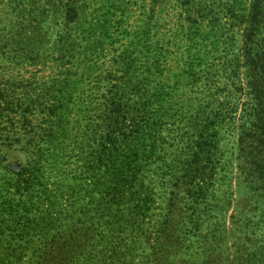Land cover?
<instances>
[{
  "label": "rangeland",
  "instance_id": "obj_1",
  "mask_svg": "<svg viewBox=\"0 0 264 264\" xmlns=\"http://www.w3.org/2000/svg\"><path fill=\"white\" fill-rule=\"evenodd\" d=\"M4 1L0 215L12 234L3 237L0 264H264V187L251 174V143L242 141L259 103L264 0H109L119 8L112 40L99 27L107 2L90 0L87 21L96 26L92 38L83 33L79 40L81 63L56 61L60 54L52 49L60 36L53 33L41 53L10 45L18 38L1 11L8 8ZM254 13L259 22L252 21ZM126 49L138 71L124 78ZM66 77L78 91L54 170L49 162L38 165L37 150L46 146L36 138L52 127V99ZM124 82L134 84L126 92L132 109L119 132L107 118L106 101L112 86ZM162 87L171 96L159 104L154 94ZM114 134L123 154H138L133 184L144 185L119 198L108 188L116 185L112 173L120 164L103 157ZM23 170L45 172L51 202L32 185L33 176L19 175ZM11 210L32 214L12 221ZM42 211L49 222H40ZM73 231L81 234L74 241ZM65 244L75 247L58 255Z\"/></svg>",
  "mask_w": 264,
  "mask_h": 264
},
{
  "label": "trees",
  "instance_id": "obj_2",
  "mask_svg": "<svg viewBox=\"0 0 264 264\" xmlns=\"http://www.w3.org/2000/svg\"><path fill=\"white\" fill-rule=\"evenodd\" d=\"M7 1L8 8L4 9V6V10L1 11L5 12L7 16L6 20L10 22L11 34L18 38L10 45L28 46L32 49V52L41 53L45 50H48L45 47H47L48 44L50 45L49 38L53 33L60 36L59 40L53 43L52 49V51H57L60 54L59 58H57L56 61L62 63L64 60H66L67 57H71L73 60H77L79 63L83 61L81 60L82 52L80 50L81 45L79 40L82 39L83 33H86L88 37L92 38L96 26V24H94L93 22L87 21V13L90 8V0ZM4 2V0H0V6L3 5L2 3ZM105 2L107 3L101 6V8L106 11L105 15L103 16L104 20L99 21V23L101 22V25H98L103 32L102 35L112 40V18L114 17L116 12L119 11V8L118 6L112 4V2H110L109 0H105ZM122 13L124 14L126 13V11L124 10L122 11ZM256 17L257 15L254 13L252 19L254 23H256L255 21L259 22ZM53 21L56 24L54 23L53 25H51ZM87 24L89 25L86 26ZM117 24V27L119 29L121 22H117ZM248 38L249 41L253 42L254 32H250ZM96 46L97 45H94L93 47L95 48ZM43 49L45 50L43 51ZM130 54L131 53L129 52V49H126L123 54L120 55V59L122 60L121 65L123 67V73L125 74L124 78L129 76L130 73L138 71L132 63L133 61L131 60ZM255 64L258 67L259 63L256 62ZM260 67L261 68H256V71L260 76L258 77V79H256V91L258 92L256 98L258 99L259 103L256 109H254L253 111V120L250 123L248 130L246 132L242 131V141H244L246 138L251 143L252 150L249 152L251 162L250 164L252 168L251 174L253 175V177H256L264 187V159L262 158V156L264 157V68L262 66ZM148 70L149 74H151L152 76L155 75V72L152 73V69ZM160 75L164 76L163 72H161ZM70 81H72V77H66L63 80L60 88L57 90L58 94L54 96V99H52L53 105L51 113L49 115L52 127L47 128L48 130H43V132L45 131V134L36 138L39 143L38 146H40L41 144H43V146H46L45 149L39 147V149L37 150L36 160L38 162V165H41L43 162H49L52 164V168L54 167V170L59 167L61 157L63 156L62 145L65 143V139L70 131L69 127L71 123L69 118L73 113L72 108L75 105V101L73 99L78 91L76 82H73L71 84ZM132 85L130 84V82L129 84H126V82H124L123 84H115L114 86H112V89L108 91L109 96L106 101V107L109 113L107 114V118L109 121H112V124L114 126H118L117 130L119 132H122L126 128V124H124L126 118L124 115H127V113L129 114L130 109H132V107L126 103V92ZM72 86L74 88L73 90H70ZM167 96H171V93L167 91L166 87H162L159 92L154 94V97H156V101L159 104L166 103ZM1 97L4 98L3 96ZM211 125L212 124L208 125L207 127H211ZM123 134L125 136H123L122 138L128 137L126 133ZM116 135L117 134H114V136L108 139V141L110 140L109 144H111L110 150H108V152H106L103 157H107V160L112 164H120L121 169L112 173L113 179H115L117 183L113 188H108L111 190V192L117 191L115 195L119 198L121 197L122 193H125V190L143 189L144 185L141 184L138 186L133 184V179H138L137 177L140 173H136L137 171H134L136 167L132 166V164H134L133 158H136L138 154L135 151H131L130 155L128 156H126V154H123L122 146L124 143L120 142V140H118L119 135ZM255 144H257L260 148V152L257 154L254 152L256 148L255 146H257ZM206 150L207 148L204 144L200 146V153L203 154ZM197 156L200 157L201 155L197 154ZM135 165L137 166L138 164ZM193 173L195 174L193 175ZM28 174L30 173H27L25 170H23L22 173H19L21 177ZM44 174L45 172L41 170L33 171V173L30 174V176H33L32 181L34 183H32V185L38 188L42 187V189L44 190H42L41 193L43 194V196H46V200L48 199L51 202V195L53 193V190H50L48 187L44 186L42 182V180L44 179ZM198 174L199 172L197 171H189L188 173V175L192 176L194 179L198 177ZM98 186L99 185H97L96 188H98ZM39 213L41 216L45 215L44 211ZM31 214L32 213H30L29 211L19 213L17 211L11 210L9 214L6 215H9L8 218H10V220L16 221L18 215L20 217L19 220H28L27 218L30 217ZM49 214L50 213L48 212V215ZM1 219L2 214L0 215V244L5 241L3 237L4 235H8L6 234L7 231L10 232L9 234H12V230L5 229L3 227L5 224ZM46 221L49 222V218L47 216H43V219L40 222L46 223ZM71 236L70 238L72 239V241H74L75 239L77 240L81 236V234L78 233V231H73ZM2 245L3 244H1L0 247H2ZM74 247L75 244H65V248L58 249V255H60L61 253L68 254L72 252ZM80 247L81 246H79V248H77L78 251L75 252H79L81 250ZM64 249H66V251ZM56 256L57 255L46 256V260L48 262L54 261V258H56ZM44 257L45 256H41L40 258L43 259Z\"/></svg>",
  "mask_w": 264,
  "mask_h": 264
}]
</instances>
